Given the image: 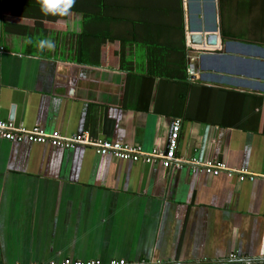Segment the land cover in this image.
<instances>
[{
  "label": "crops",
  "instance_id": "0c3cea01",
  "mask_svg": "<svg viewBox=\"0 0 264 264\" xmlns=\"http://www.w3.org/2000/svg\"><path fill=\"white\" fill-rule=\"evenodd\" d=\"M182 7L190 77L174 48L86 40L76 11L44 16L36 1L0 0V118L145 150L165 147L179 119L178 155L264 175V0ZM191 33L215 43L193 44ZM40 39L55 50L38 51ZM261 245L264 177L0 138V264H245L261 260Z\"/></svg>",
  "mask_w": 264,
  "mask_h": 264
},
{
  "label": "built area",
  "instance_id": "2783aa9c",
  "mask_svg": "<svg viewBox=\"0 0 264 264\" xmlns=\"http://www.w3.org/2000/svg\"><path fill=\"white\" fill-rule=\"evenodd\" d=\"M194 63L188 62L186 67L187 75L190 77L195 73ZM180 120L174 119L171 123L166 146L163 148H152L145 150L140 144L126 143L105 138H92L87 131L62 135L58 131H46L38 126L27 128L23 125H15L11 120L0 118V138L12 142L28 141L31 143H47L52 147L63 149H74L77 146H89L96 154L110 155L115 159L132 162L154 163L158 162L163 167H175L180 169L188 166L193 172H205L210 175L225 174L227 177H235L239 181L254 180L264 177L263 174L249 171L245 168L229 167L224 162L206 160L199 161L183 157L177 154L178 139L180 135ZM236 253H230L229 258H235ZM264 264L261 260L248 259L247 264ZM20 264V263H14ZM31 264H126L124 259H110L108 262H101L99 259H77L63 257L58 261ZM131 264H146L144 259Z\"/></svg>",
  "mask_w": 264,
  "mask_h": 264
},
{
  "label": "trees",
  "instance_id": "16d2710c",
  "mask_svg": "<svg viewBox=\"0 0 264 264\" xmlns=\"http://www.w3.org/2000/svg\"><path fill=\"white\" fill-rule=\"evenodd\" d=\"M72 11L81 17L86 40L114 37L150 49L174 48L187 67L182 0H76ZM86 51L92 50L86 45Z\"/></svg>",
  "mask_w": 264,
  "mask_h": 264
},
{
  "label": "clouds",
  "instance_id": "9594fccd",
  "mask_svg": "<svg viewBox=\"0 0 264 264\" xmlns=\"http://www.w3.org/2000/svg\"><path fill=\"white\" fill-rule=\"evenodd\" d=\"M36 2L39 4L40 11L44 16L52 17H68L76 4V0H36ZM28 42L31 44L32 40L29 39ZM36 46L40 52L45 50L54 51L56 47L52 39H40ZM259 258L264 262V245L260 247ZM228 264H243V262L232 259L229 260ZM247 264H251V261H248Z\"/></svg>",
  "mask_w": 264,
  "mask_h": 264
},
{
  "label": "water",
  "instance_id": "95a60500",
  "mask_svg": "<svg viewBox=\"0 0 264 264\" xmlns=\"http://www.w3.org/2000/svg\"><path fill=\"white\" fill-rule=\"evenodd\" d=\"M216 36L212 33H207L203 35L202 33H191L189 36V40L193 44H214Z\"/></svg>",
  "mask_w": 264,
  "mask_h": 264
}]
</instances>
